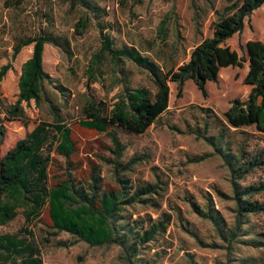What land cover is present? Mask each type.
<instances>
[{"label":"rangeland","instance_id":"1","mask_svg":"<svg viewBox=\"0 0 264 264\" xmlns=\"http://www.w3.org/2000/svg\"><path fill=\"white\" fill-rule=\"evenodd\" d=\"M85 1L70 6L68 0H0V65H5L0 74V153L38 120L52 122L55 113L70 128L73 150L65 158L51 148L48 183L69 171L75 181L87 185L90 174L96 173L101 188H117L119 180L125 179L132 187L155 182L157 192L145 202L135 201L121 209L117 241L90 244L75 234L56 231L46 207L31 219H25L17 207L13 217L0 223V233H13L25 241L33 237L42 264H264V208L242 215L231 248L201 246L189 232L205 242L222 243L210 221L199 216L189 200L204 207L208 196L227 225L232 226L235 219L228 165L204 137L211 136L236 164L264 149V132L252 125L233 127L222 118L232 98L246 96V60L221 66L217 79L206 81L204 95L190 78L180 89L169 80L167 108L143 131L128 132L112 125L123 144L116 158L105 133L78 122L86 98L109 106L124 85L153 90L147 68L127 58L112 59L101 48L103 37L113 47H135L161 70L175 67L187 59L195 42L210 35L212 7H220L223 0ZM83 16L85 26L77 32L74 24ZM35 34L54 36L62 45L43 42L41 65L50 80H41L38 104L22 100L23 115L7 116L2 109L17 96L20 64L31 54L34 40L20 44L16 51L13 44ZM249 38L264 40V2L225 42L242 54ZM234 180L240 185L264 182V165ZM249 199L264 206V191L251 193ZM153 219H161L163 227L140 242L138 234ZM5 255L0 251V262L18 260Z\"/></svg>","mask_w":264,"mask_h":264},{"label":"trees","instance_id":"2","mask_svg":"<svg viewBox=\"0 0 264 264\" xmlns=\"http://www.w3.org/2000/svg\"><path fill=\"white\" fill-rule=\"evenodd\" d=\"M78 1L87 3L85 0H68L70 6ZM263 2L264 0H223L220 7H212L214 18L211 21L210 35L203 36L191 46L186 60L165 70H161L151 58L135 47H113L110 39L103 37L101 48L106 50L112 59L127 58L147 68L153 90L143 85H124L120 92L115 93L109 106L102 101L86 98L81 104L83 116L78 122L105 133L111 142L110 151L116 158L123 149V144L112 131V125L128 132L143 131L167 108L169 80L174 81L177 89H180L184 80L190 78L204 95L206 81L216 80L221 66L240 65L242 60H246L247 67L243 76V81L249 85L246 96L232 98L227 108L222 111V118L227 125H252L255 130L264 132V40L247 39L242 54H238L225 42L233 33L240 31L245 18ZM193 19L196 24V13H193ZM85 20L83 16L75 22L77 32L82 31ZM31 40H34L31 54L20 64L17 96L2 109L7 116L23 115L20 104L22 100L29 102V99H33L38 104L42 91L41 80H50L49 74L41 65L43 42L62 45L54 36L35 34L14 43L13 51H16L20 44ZM4 68L5 65H0V74ZM58 87L63 88L62 85ZM49 106L51 110L55 108L50 102ZM2 138L3 127H0V142ZM204 138L228 165L231 196L235 202V219L232 226L227 225L208 196L205 197L204 207L189 200L192 209L210 221L215 235L222 243L214 240L205 242L195 232H189L201 246L231 248L238 234L242 215L264 208L257 200L249 199L251 193L264 191V182L240 185L234 177L242 176L254 166L264 165V149L243 163L236 164L230 161L225 151L211 136ZM52 147L65 158L73 150L70 128L59 121L55 113L52 122L38 120L0 153V223L13 217L17 207L22 208L25 219L35 217L46 207L51 226L56 231L64 230L75 234L90 244L117 241L116 220L121 209L135 201L145 202L148 196L157 192L156 183L145 182L132 187L125 179H120L117 188H101L96 173H91L88 184L83 185L75 181L69 171H65L64 176L57 182L48 183L49 152ZM132 160L131 157L128 162ZM162 227L161 219L151 220L138 234V240L148 241ZM27 232L30 234L29 230ZM61 244H64V241ZM0 251L5 252V256L18 257L17 261L13 259V263L10 261L0 264H42L33 237L25 241L24 237H16L13 233H0Z\"/></svg>","mask_w":264,"mask_h":264},{"label":"crops","instance_id":"3","mask_svg":"<svg viewBox=\"0 0 264 264\" xmlns=\"http://www.w3.org/2000/svg\"><path fill=\"white\" fill-rule=\"evenodd\" d=\"M6 115V114H5ZM12 117V116H11Z\"/></svg>","mask_w":264,"mask_h":264}]
</instances>
